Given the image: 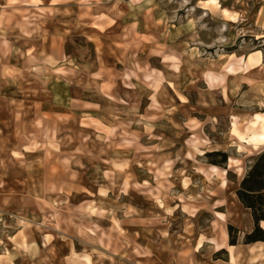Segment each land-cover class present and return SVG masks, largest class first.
Here are the masks:
<instances>
[{
    "label": "rangeland",
    "instance_id": "1",
    "mask_svg": "<svg viewBox=\"0 0 264 264\" xmlns=\"http://www.w3.org/2000/svg\"><path fill=\"white\" fill-rule=\"evenodd\" d=\"M207 1L55 0L34 14L29 5L48 0H8L0 24L15 40L35 26L43 43L53 37L41 61L32 49L24 61L23 43L0 29V243L24 228L75 232L86 221L94 231L104 221L112 236L138 219L159 264H228V251L210 244L223 230L229 244L232 235L258 245L247 263L264 264L237 195L264 153L250 139L264 123L262 0ZM256 50L258 67L247 63ZM33 102L55 110L32 121ZM216 151L227 154L225 187L211 163L221 156H207ZM122 243L131 246L128 235Z\"/></svg>",
    "mask_w": 264,
    "mask_h": 264
},
{
    "label": "crops",
    "instance_id": "2",
    "mask_svg": "<svg viewBox=\"0 0 264 264\" xmlns=\"http://www.w3.org/2000/svg\"><path fill=\"white\" fill-rule=\"evenodd\" d=\"M48 2L51 4L50 6L40 7V4L42 3L30 4L29 6H31V11H34V14H37L38 11L36 10L54 8L51 6H54L55 0H48ZM8 5V0H0V19L2 9L7 8ZM259 6L264 10V0L260 2ZM50 13H55L54 9ZM4 26L5 27H1L0 24V29L8 30L5 38L9 41V43H23L24 49L20 55H22L24 61L26 60V55L22 53L25 50L30 49H32L31 54L28 55L33 57L34 61H41L42 47L47 46L46 41H51L53 36L47 34V37L44 38L43 43V35L41 34L43 29L41 27L37 28L35 26V34L33 33L32 36H25L24 38L21 36L19 37L18 35V38L15 40L13 37L14 34L9 33L10 28L6 27V25ZM38 30L41 32H38ZM21 61L22 60L19 59L12 63H17V65L20 66ZM8 68L10 71L12 70L14 72L17 70L14 64H11ZM35 104H37V106H35ZM26 110L27 109H25V111ZM51 110L55 109L53 107H47L43 109L41 108V103L33 102L32 107H30L28 110V119L33 117L32 121H36L39 117V114L42 115L43 112L47 113ZM22 113L23 111L21 109H15L14 114H11L10 124L13 125V123L16 121V114L18 116L17 119L21 120ZM3 119L5 118L3 117ZM0 128L3 131L7 129V125L3 124L1 119ZM214 167L217 170L225 169L227 171L226 168L221 166L214 165ZM209 174L212 173L210 172ZM146 218L149 217L146 216ZM237 219L240 218L238 217ZM136 221H138V219H132L131 226L127 228L130 229L129 231H124L122 233V231H117L118 228L113 229L112 236L106 235L110 226L107 227V230L104 229L105 227L102 225L104 221L97 223L99 229H96V232L91 229V222L89 221H86L85 223L81 222L77 229L75 228V232L72 230L65 232L60 230L49 232L39 230L27 231L25 228L21 231H13L8 236H1L2 240L0 243V256H2V262L0 264H159L161 259L158 258V254L156 251H154L153 245L148 242L149 239L146 238L142 233L143 229L135 224ZM248 223H250V221ZM100 228H103L104 234L101 233ZM90 230H92V232H89ZM191 232L192 231L188 229V231H185V234ZM223 233H226L224 245L222 247L228 251L227 263L248 264L247 257L249 256V253L253 254V249L258 248V245L254 247L256 244H253L246 247L236 244L232 245V249L230 250V244L228 242L229 237L226 230L222 231V236L220 239L214 240L210 243L213 246L211 250H221L215 248L214 245L216 242L223 240ZM126 235H128L131 240V246L122 243L123 237ZM160 236L164 238L162 234H160ZM194 242H198V236ZM231 251L236 254V261L234 262H231L230 259ZM162 263L167 264L164 261Z\"/></svg>",
    "mask_w": 264,
    "mask_h": 264
},
{
    "label": "trees",
    "instance_id": "3",
    "mask_svg": "<svg viewBox=\"0 0 264 264\" xmlns=\"http://www.w3.org/2000/svg\"><path fill=\"white\" fill-rule=\"evenodd\" d=\"M211 155L221 156L220 160L211 161L212 164L225 166L227 161V154L225 152L216 151L207 153V156ZM237 195L245 207L251 209L255 221V229L247 235V242L264 241V233L260 227V222L264 221V153L250 172L243 178L241 186L237 190ZM233 229V226H229V230L232 231ZM230 244H236V239L232 238V235Z\"/></svg>",
    "mask_w": 264,
    "mask_h": 264
},
{
    "label": "bare ground",
    "instance_id": "4",
    "mask_svg": "<svg viewBox=\"0 0 264 264\" xmlns=\"http://www.w3.org/2000/svg\"><path fill=\"white\" fill-rule=\"evenodd\" d=\"M207 3L212 4V5H218L219 0H208ZM212 5H211V7H212ZM224 12H225V16L227 18H229V19H232V21L236 19L235 15L230 14L226 10ZM247 63L250 64V65H256L258 67L262 63V53H261V51L260 50H256V51L252 52L247 57ZM261 127L263 129L262 131L250 136V139L253 140L254 143L255 142L256 143H260V144L264 143V123L262 124ZM238 137L239 138H243L244 136L238 135ZM212 170L215 171V176L219 180L220 185L222 187H225L227 185L226 170L223 169V170L219 171L214 166L212 167ZM229 213L231 214V212H229ZM217 215L224 216V214H222V213H217ZM222 220H223V218H222ZM223 245H224V242L222 241L221 243L220 242H216L214 246L217 249H223L224 248V247H222ZM229 249L230 250L232 249L231 245L229 246ZM230 259H231V262L236 259V254L233 251H231V253H230Z\"/></svg>",
    "mask_w": 264,
    "mask_h": 264
}]
</instances>
